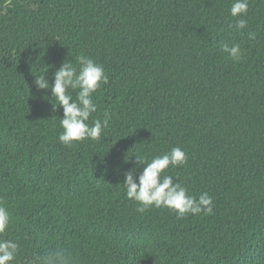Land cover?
Masks as SVG:
<instances>
[{"label": "trees", "instance_id": "1", "mask_svg": "<svg viewBox=\"0 0 264 264\" xmlns=\"http://www.w3.org/2000/svg\"><path fill=\"white\" fill-rule=\"evenodd\" d=\"M234 0H0V203L11 264L62 250L76 264H264V0L235 28ZM254 32L256 38L249 39ZM239 44L233 61L224 45ZM85 55L100 139L59 142L63 109L36 77ZM75 96V93H73ZM180 147L166 170L209 215L143 213L125 174Z\"/></svg>", "mask_w": 264, "mask_h": 264}, {"label": "clouds", "instance_id": "2", "mask_svg": "<svg viewBox=\"0 0 264 264\" xmlns=\"http://www.w3.org/2000/svg\"><path fill=\"white\" fill-rule=\"evenodd\" d=\"M249 0H234L230 8V15L236 19L235 28L243 30L247 27V21L243 18L247 15ZM256 34L249 33V39L254 40ZM223 52L228 54L233 61L242 58V50L239 44L231 47L224 45ZM47 72V71H46ZM46 72L36 77L35 84L38 89H50L53 105L63 109V118H59L62 129L59 134V142L71 147L76 142L86 139L98 140L105 128L108 127V113L105 119H95L89 125L88 121L97 111V105L93 101V95L101 88L102 84L109 82L102 65L83 54L72 61L65 60L61 67L53 74L54 83L50 86L45 79ZM75 93V96H73ZM139 165H143V171L137 177L131 170L125 174L122 186L126 190L127 199L136 202L138 212L143 213L151 207L167 208L175 212L179 217L188 214L193 216L203 213L212 214L213 198L207 193L199 195L197 199L187 193V189L181 183L175 182V178L166 174L171 167H179L186 162V154L180 147L172 148L168 153L157 156L148 162L139 156H135ZM10 224V214L7 208L0 203V235L6 233ZM19 243L10 239L0 238V264H11L16 258ZM31 264H76L71 256L62 250L49 253L46 256H34Z\"/></svg>", "mask_w": 264, "mask_h": 264}]
</instances>
